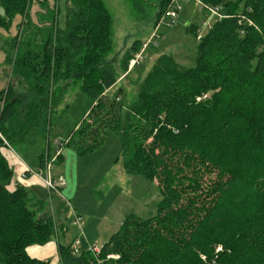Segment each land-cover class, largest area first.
Masks as SVG:
<instances>
[{"label":"trees","instance_id":"obj_1","mask_svg":"<svg viewBox=\"0 0 264 264\" xmlns=\"http://www.w3.org/2000/svg\"><path fill=\"white\" fill-rule=\"evenodd\" d=\"M30 1L0 0V27ZM68 1L63 27L47 30L39 52L20 56L30 102L20 110L10 88L0 91V264H48L25 250L47 243L55 221L35 217L27 189H8L13 171L3 149L22 144L69 83L93 104L61 147L86 155L117 134L124 169L157 179L162 192L154 215L126 216L95 257L85 255L87 264H264V0L227 2L225 17L197 43L194 66L174 69L126 107L105 94L112 30L103 0Z\"/></svg>","mask_w":264,"mask_h":264},{"label":"rangeland","instance_id":"obj_2","mask_svg":"<svg viewBox=\"0 0 264 264\" xmlns=\"http://www.w3.org/2000/svg\"><path fill=\"white\" fill-rule=\"evenodd\" d=\"M231 1L235 0H222V13H226L225 5ZM159 2L140 0L135 6L133 0H103L110 14L112 30L111 50L102 64L105 94L110 97L118 94L125 107L135 103L139 95L148 94L174 69L193 67L197 43L217 20L202 10L196 0H186L174 25L167 26L166 18L157 27ZM70 6L68 0H31L24 15L14 14L7 29L0 27V91L10 88L11 96L21 102L20 110L33 97L20 56L27 49L39 52L47 30L63 27ZM0 14H4L1 8ZM146 41L149 43L143 58L130 68L133 43ZM69 84L52 112L43 114L40 123L25 135L22 144L14 146L13 152L3 151L13 171L8 189L21 186L28 190L27 203L36 218L47 207L45 199L32 188L18 184L15 158L28 165L29 177L40 173V155L55 153L58 142H65L84 118L93 100L77 86ZM211 92L202 93L195 100L201 101L203 94L209 97ZM0 138L5 142L1 134ZM60 154L61 163L53 165L51 174L60 172L67 182L62 193L71 203L67 222H71L67 238L71 240V247L65 248L62 262L58 264H87L84 257L89 247L99 250L126 216L134 214L148 218L156 213L162 199L161 186L155 178L149 180L124 169L117 134L107 136L100 148L86 155H77L67 146L61 147ZM40 174L44 175L43 172ZM47 192V204L52 212L53 206L61 201L56 190ZM72 211L82 217L81 229L85 237L79 239L77 251L72 247L77 238ZM64 245L67 246L65 241Z\"/></svg>","mask_w":264,"mask_h":264},{"label":"crops","instance_id":"obj_3","mask_svg":"<svg viewBox=\"0 0 264 264\" xmlns=\"http://www.w3.org/2000/svg\"><path fill=\"white\" fill-rule=\"evenodd\" d=\"M5 149H3V151H5V152L6 151L11 152L12 151L13 152V150L11 148H5ZM53 154H51V152H46L45 155L43 154V160H45L47 155L52 156ZM4 155H5V153H4ZM15 162H16L18 184H23L26 187L32 188V190H35L38 194H41L42 196H44V192L46 191L44 186H43L44 175L40 174L44 170V165H43V168H40V165H38V167L42 171L40 173L33 174L32 177H29L31 172L29 173V170L27 169L28 165L25 162L23 163L21 160H19L17 158H15ZM24 170L28 171V173L26 174L25 178L20 179V173ZM52 174L54 177L61 175L64 178V176L60 172H52ZM66 185H67V182L65 180V186L56 190V192L58 194L57 197L61 202L58 205L53 206L52 212H50V210H49V205L47 204L48 202H47L46 196L43 197L45 199L47 207L42 212L40 211V214H39L40 216H43L46 213L52 214L53 219L55 221V225H56L55 234L47 243H45L43 245H38V244L30 245L25 250L29 257L48 261V264H58V263L62 262L63 254H65V252H66L65 248L69 247V246L71 247V240L67 239L69 236V233H70V226H71V222L67 223L68 222V216L71 213L70 212L71 203H70V201H68L63 196V193H62V191L66 187ZM72 225H74L73 222H72ZM77 233H78V228H77ZM76 236H77V234H76ZM64 241L66 242L67 246L64 245Z\"/></svg>","mask_w":264,"mask_h":264},{"label":"built area","instance_id":"obj_4","mask_svg":"<svg viewBox=\"0 0 264 264\" xmlns=\"http://www.w3.org/2000/svg\"><path fill=\"white\" fill-rule=\"evenodd\" d=\"M199 4H201V8L202 10L208 12L209 16H213L215 17L217 20L225 17V15L221 12V8L220 6H211L208 4H205L203 2H201L200 0H196ZM184 2H186V0H168L164 9V12L159 16L158 19V24L157 27L162 24V22L168 18V21L166 23L167 26H172L176 23V19L178 16L179 11L182 9V6L184 4ZM152 37H154V35H152ZM149 41L143 42L141 44V47L138 51H136L135 53H133V56L130 58L129 60V67L132 68V66L134 64H136L137 62H139L142 58H143V53L145 51V49L147 48ZM206 97V95H202V99H204ZM58 149L55 151V153L52 156L47 155L45 160H44V178H43V186L45 188L46 191L49 190H58L60 188H62L63 186H65V180L63 177L58 176V177H54L51 174V169L54 165V162L57 158V156L60 154V149H61V143L58 142ZM28 173V171H22L20 173V177L25 178L26 174ZM72 216H73V224L78 228V233H77V238L75 239V241L72 244V247L74 248L75 251L77 246L80 244L79 243V239L85 238L84 237V232L81 229V223H82V217L80 215H77L76 213H74L72 211ZM89 252L93 253V255L96 256V254L98 253V250L96 248H91L89 247ZM99 264V262H98Z\"/></svg>","mask_w":264,"mask_h":264}]
</instances>
